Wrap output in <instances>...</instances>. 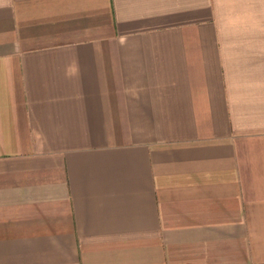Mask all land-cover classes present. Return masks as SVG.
I'll list each match as a JSON object with an SVG mask.
<instances>
[{
	"label": "crops",
	"instance_id": "crops-1",
	"mask_svg": "<svg viewBox=\"0 0 264 264\" xmlns=\"http://www.w3.org/2000/svg\"><path fill=\"white\" fill-rule=\"evenodd\" d=\"M0 264H264V0H0Z\"/></svg>",
	"mask_w": 264,
	"mask_h": 264
}]
</instances>
